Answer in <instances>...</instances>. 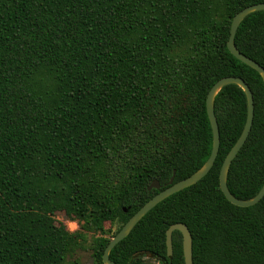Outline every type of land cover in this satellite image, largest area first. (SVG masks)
I'll list each match as a JSON object with an SVG mask.
<instances>
[{
    "label": "trees",
    "instance_id": "16d2710c",
    "mask_svg": "<svg viewBox=\"0 0 264 264\" xmlns=\"http://www.w3.org/2000/svg\"><path fill=\"white\" fill-rule=\"evenodd\" d=\"M264 0H0V264H93L149 200L209 159L212 87L242 78L254 95L249 137L228 188L254 198L264 185V81L228 49L234 17ZM238 50L264 68V11L240 25ZM221 145L197 184L152 209L111 252L116 264H264V198L230 203L223 163L241 137L248 102L237 85L216 97ZM158 180L161 189L148 190ZM125 209L127 211H125ZM67 223H76L71 231ZM106 223L118 225L115 233ZM150 259V260H149Z\"/></svg>",
    "mask_w": 264,
    "mask_h": 264
},
{
    "label": "water",
    "instance_id": "95a60500",
    "mask_svg": "<svg viewBox=\"0 0 264 264\" xmlns=\"http://www.w3.org/2000/svg\"><path fill=\"white\" fill-rule=\"evenodd\" d=\"M264 11V3L256 4L249 6L239 12L233 19L231 25V33L230 38L228 41V49L231 54L236 57L238 60L243 62L244 64L252 67L255 69L263 78L264 81V68L259 65L256 61L252 60L251 58L247 57L243 53H241L235 43L236 35L238 29L242 22L251 14ZM237 85L243 89L246 94L247 102H248V115L246 125L244 127L243 133L234 147L231 149L229 154L227 155L223 166L220 172V187L225 195L226 199L236 205L238 207H251L258 204L264 198V185L259 193L252 199L249 200H241L236 198L228 188V175L232 165V162L246 143L249 134L251 132L254 116H255V103H254V95L249 87V85L242 79L238 77H225L218 81L210 90L208 97H207V113L208 117L212 126L213 130V148L212 153L208 159V161L193 175L188 177L185 180H182L178 183L174 184L175 173L171 178L169 184L170 186L167 187L165 190L159 192L156 196H154L151 200H149L137 213H135L129 221L122 227V229L116 234V236L110 241L109 245L107 246L104 256L103 262L104 264H116L114 261L111 260L110 254L112 250L124 239H126L134 230V228L140 223V221L158 204L163 202L165 199L169 198L170 196L189 188L198 182H200L204 177H206L209 172L214 167L216 159L219 154L221 139H220V128L218 124V120L215 113V101L217 95L220 91L226 87L227 85ZM152 189H161L160 182L155 180L149 187L148 190L151 191ZM125 211H127L125 209ZM175 231H179L183 236V252H184V259L185 264H194L193 262V239L189 228L182 223L172 225L166 233V245H167V255L168 257L173 256L174 248H173V233Z\"/></svg>",
    "mask_w": 264,
    "mask_h": 264
},
{
    "label": "rangeland",
    "instance_id": "374dc122",
    "mask_svg": "<svg viewBox=\"0 0 264 264\" xmlns=\"http://www.w3.org/2000/svg\"><path fill=\"white\" fill-rule=\"evenodd\" d=\"M56 219H57V223L66 221L65 216L63 214H57ZM67 224L69 225V228L72 229L73 231L78 229L77 224H69V222ZM105 227H106V230H111L112 233H115L119 226L116 224L113 225L111 223H106ZM91 243H92V239L91 237H89L88 242L85 243V245L80 250H78L74 256V258L78 259L81 262V264H93L94 262ZM149 262L151 264H157V262L154 260H150Z\"/></svg>",
    "mask_w": 264,
    "mask_h": 264
},
{
    "label": "flooded vegetation",
    "instance_id": "af4514ba",
    "mask_svg": "<svg viewBox=\"0 0 264 264\" xmlns=\"http://www.w3.org/2000/svg\"><path fill=\"white\" fill-rule=\"evenodd\" d=\"M157 264H163L162 262L157 261Z\"/></svg>",
    "mask_w": 264,
    "mask_h": 264
},
{
    "label": "built area",
    "instance_id": "2783aa9c",
    "mask_svg": "<svg viewBox=\"0 0 264 264\" xmlns=\"http://www.w3.org/2000/svg\"><path fill=\"white\" fill-rule=\"evenodd\" d=\"M69 224H76V223H73V222H72V223H69ZM70 230H72V229H70ZM72 231H73V230H72Z\"/></svg>",
    "mask_w": 264,
    "mask_h": 264
}]
</instances>
